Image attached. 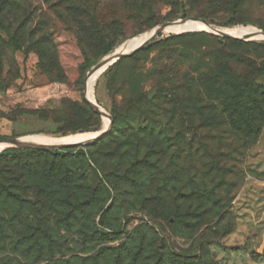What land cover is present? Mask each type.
<instances>
[{"label":"rangeland","instance_id":"obj_1","mask_svg":"<svg viewBox=\"0 0 264 264\" xmlns=\"http://www.w3.org/2000/svg\"><path fill=\"white\" fill-rule=\"evenodd\" d=\"M55 1L33 0L34 7L42 11L36 14L35 20L46 19V29L54 43L53 49L43 55V62L36 52L27 54L20 51L14 55L12 62L4 64L0 79V140L24 137V145H33L27 137L39 135L67 140L101 132L107 119L85 100L90 73L106 57L132 52L135 48H128L132 39L146 37L160 25L187 18L224 30L255 28L264 31V2H248L241 8L243 12L237 15L222 12L225 2L221 0L218 3L208 0H135L138 7L145 1V8H150L149 12L144 11L143 21H138L135 8L127 7L124 0H85L90 3L89 7L96 9V27L105 29L116 20L123 25L121 33L111 39L113 50L103 56L104 45L81 42L74 25L60 21L55 10L49 7ZM181 5L185 8L184 15ZM245 21L249 24L244 25ZM235 22L239 24L228 26ZM169 29L136 52L139 54L133 64L138 75L135 88L153 99L157 94L155 85L164 83L163 86L169 91H176L179 97L192 96L196 101L178 109L171 125L163 126L159 139L139 135L136 146L132 144L137 141L136 138L129 141L122 138L124 147L120 146L112 153L104 152L107 157H102L101 161L116 190L101 175H95V166L89 155L79 158L73 157V153L61 157L48 153L50 150L32 147H6L0 151L39 152H28L32 155H25L16 161L0 159V214L5 217L3 230L13 237L6 241L5 250H0V264H49L50 259L44 258L40 262L34 259L36 240L23 246L24 250L28 248L24 257L11 251L14 239L21 231L29 237L32 234L40 236L45 243L44 256L55 251L59 259H89L102 249L116 248L128 242L130 250L123 264H134L131 257L136 253L139 264H156L160 252H174L189 260L204 257L207 261L213 259L215 264H264V128L255 145L237 152L236 162L232 161V157L228 158L233 153L232 150L229 153L227 148L232 139L221 134L226 125L217 124V130L212 131L204 127L200 130L208 133V141L213 132L220 131L219 138L224 140L222 150L226 153L220 156V162L224 166L231 165L234 170L228 171L223 180L233 178L234 172L239 173V177L229 192L226 181L218 183L212 196L223 195L228 202L216 206L214 213L206 219L210 223L196 224L195 210L208 207L198 209L200 202L186 200L192 190L200 187L198 172L202 168L197 162L198 155L191 157L184 152L194 142V123L210 119L220 109L214 96L209 95L201 85L203 76L196 73L195 61L175 54L164 63L156 62L159 52L154 50L153 44L171 35H181L177 34L181 31ZM195 32L209 33L206 28L186 33ZM253 41L263 45L253 46L249 53L251 59L257 65H264V39ZM204 51L205 46L201 52ZM243 70L242 74L247 77V69ZM159 72H162L161 75L154 77ZM113 75L114 72L110 73L107 69L96 80L95 87L97 105L111 116L115 106L118 110L123 108L126 99L133 94V87L125 83L121 74H117L113 92H110ZM192 77L196 78L195 85L189 88L186 80ZM255 81L264 85V78ZM168 119L163 118L165 122ZM214 121L227 122V118L220 116ZM182 128L184 132L180 133ZM121 132L116 134L119 136ZM178 143L185 149L182 150ZM98 145L96 151L101 150L102 144ZM81 148L87 150L88 146H76L73 151ZM136 162L139 171L131 181H127L130 176H125V172ZM233 164L237 167L233 168ZM15 195L21 198L16 201ZM113 196L117 208L106 220L114 226L115 233L104 237L98 230L106 233L110 230L100 224V219ZM161 206H174L182 212L190 210L191 216L180 222V226L175 224L173 227L155 218L162 212ZM12 217L14 221L11 222ZM173 222L171 220L170 224ZM145 225L152 227L153 231L146 235L142 245L137 230ZM113 261L114 257H108L102 264H113ZM79 264L90 263L85 260ZM165 264L175 262L165 259Z\"/></svg>","mask_w":264,"mask_h":264},{"label":"trees","instance_id":"obj_2","mask_svg":"<svg viewBox=\"0 0 264 264\" xmlns=\"http://www.w3.org/2000/svg\"><path fill=\"white\" fill-rule=\"evenodd\" d=\"M48 1L50 0H47V2ZM208 1L218 3L220 0ZM221 1L225 2L223 4L225 8H222V12L237 15L243 12L241 8H244V4L248 2H264V0ZM124 2L127 7L135 8L138 13V21H143L145 15L144 11L147 10L149 12L150 10V8H145L147 5L145 1L142 2V5L139 7L136 5L137 2L135 0L134 2L124 0ZM88 4L90 3L85 2V0H56L51 3L49 7L55 10L61 22L74 25L77 30V36L81 42L91 41V43L93 42L95 45H104L103 56H105L113 50L110 44L111 39L117 37L119 33H121L123 25L116 20L112 24H108L105 29L96 27L94 25V23L97 22L96 9L89 7ZM34 6L33 0H0V79H2L5 62H12L17 52L24 51L27 54H29L30 51L36 52L40 56L42 63L43 55L54 47L53 40L49 37L50 34L46 29V19L43 17L41 20H35L37 17L36 14L39 12L42 13V11ZM180 9L184 15L185 8L181 5ZM236 24H239V22H235L234 24L229 23L228 26L232 27ZM243 24L248 25L249 22L245 21ZM83 35L85 36L83 37ZM38 37H40L39 40L35 39ZM173 42L182 43L174 44ZM202 43L205 45H202ZM177 45L179 46L178 48L176 47ZM255 45L263 44L255 41L219 37L206 32H195L171 35L165 40L156 42L152 46L154 50L156 49L159 52V57L156 62L164 63L169 57L175 56V54H179L184 59L188 58L195 61V65H197L194 67L196 73L198 76H203L201 85L209 95L211 94V96H214V99L217 100V106L220 109L216 114L211 116L210 119L194 123L196 132V135L193 137L194 142H191L186 147V152H184L191 157L198 155L199 158L197 162L202 168L200 173L198 172L200 187L192 190L191 195L187 196L188 199L186 200L189 201V199H193L200 202L201 204H199L200 206H198V209H202L205 206L208 207L201 211L195 210L194 212L197 218L196 224L199 223L200 226L211 222L206 219L209 215L214 213L216 206L228 202L225 196L217 195L213 197L212 194L214 189L218 187V183L225 179L228 171H234L231 169V165L224 166V164L220 162V156L226 154L222 150L224 147V140L219 138L220 131H216V133L213 132L212 138L208 141L206 139L208 133L205 134L200 130L204 127L212 131V129L217 130V124L226 125V127L221 129H225L221 134L224 133L229 135L230 139L233 140L228 142L227 148L229 153L230 150L233 151L228 158L230 159L232 157V161L236 162L237 159H235V157L238 156L240 152L245 151L257 143L264 128V85L256 83L255 81L259 78H264V65H257L256 61L251 59V55L249 54ZM203 46H205V51L201 52ZM142 51H144V49ZM138 54L139 53H135L133 56L123 58L109 68L110 73L114 72L109 84L110 92H113L112 88L115 86L114 81L118 76L117 74H121L125 83H130L131 88L133 87V94L128 100L126 99L125 106L119 110L115 106V110L112 113L114 124L111 131L103 138L89 145L87 150L81 148L73 151L76 147H71L48 152L61 157H68L73 153V157L79 158H85L89 155L92 160V165L95 166V175H101L105 181L107 180L111 183V186L115 190L116 186L110 180L109 173L105 171L104 164L101 161L102 157H107V154H104V152L107 151L108 153H112L117 151L120 146L121 148L124 147L125 142L122 138L128 139V141L130 138H136L137 141L132 143L136 146L139 143V135L159 139L163 134V126L171 125V122L178 115V109L196 101L193 100L192 96L185 98L179 97L176 91H169L163 86L164 83L155 85L157 94L153 99L149 98V94L139 93L135 88L138 75L133 69V64L134 61H137ZM244 68L248 71L247 77L245 74H242ZM161 73L162 72L155 74L154 77L158 78ZM186 81L188 87L192 88L195 85L196 78L192 77ZM220 116L227 118V122L214 121V119H219ZM164 117H168L169 119L165 122L163 120ZM118 131H122V134L119 136L116 134ZM183 132L184 128L180 130V133ZM20 144L24 145L23 143ZM98 144H102L100 146L101 150L99 148L96 151V148H98L97 146H99ZM178 145L182 150L185 149L181 143H178ZM91 149H95V151ZM238 151L239 153L237 154ZM28 152L39 153L36 150H24L23 152L19 150H8L0 152V159H13L16 161V159H20L25 155H32ZM232 167L236 168L237 164H233ZM137 171H139L138 162L133 164L132 167L125 172V176H130L127 181H131ZM238 177L239 173L234 172L233 178L230 180H223L226 181V184H229L227 192L230 191L231 186L236 184ZM116 192H118V190ZM15 196L17 197L16 201L21 198L19 195ZM115 202V196H113L110 205L100 219V224L107 230H110V232L107 233L98 230V233L104 237H110L115 233L114 226L106 220L108 215L116 210L117 207H115ZM161 208L163 207L161 206ZM161 211L162 212L155 218H160L173 227L175 224L180 226V222L182 223L186 217L191 216L190 210L182 212L174 206H166ZM4 219L5 217L0 214V250H5L7 246L6 241L13 239L11 234L3 230ZM10 220L11 222L14 221V217ZM171 220H174L173 224H170ZM189 226L190 224H188L187 227ZM140 229L137 230V234L142 238V240H140L142 245H144L146 235L148 233L151 234L153 230L152 227L147 225L141 226ZM36 237L38 239H36ZM34 240H36L34 243L37 242L35 244L37 250L34 259L37 262L42 261L44 258L50 259L49 264H79L80 261L85 260H89L90 264H102L108 257H114L113 264H123L128 258L127 252L130 250V245L126 242L123 243L122 246L116 248L102 249L89 259H80L76 257L59 259L55 251L44 256L45 252H43V246L45 243L42 242L40 236H34L32 234V236L29 237L26 233L21 231L20 234L15 237V242L11 246V251L24 257L28 248L24 250L23 246L26 245V242L28 244L29 241L33 242ZM107 250L108 252H105ZM165 259L171 262L173 261L175 264H215L213 259L207 261L204 257L197 260L193 258H191V260L187 258L182 259L180 255L174 252L166 254L160 252L156 264H165ZM131 262L139 264L138 253L131 257Z\"/></svg>","mask_w":264,"mask_h":264},{"label":"water","instance_id":"obj_3","mask_svg":"<svg viewBox=\"0 0 264 264\" xmlns=\"http://www.w3.org/2000/svg\"><path fill=\"white\" fill-rule=\"evenodd\" d=\"M189 19L184 18L180 19L177 21L169 22L163 25H160L156 28H154L149 35V38L146 39L141 45H139L137 48H135L132 52L130 53H122V54H113L111 56L106 57L94 70H100L104 67H106L105 71L109 69L111 66H113L115 63H117L119 60L133 56L137 51L142 49L148 42L151 40L155 39L156 37L160 36V34L164 33L168 27L174 26V25H182L185 22H187ZM196 21V20H194ZM202 22L205 26L206 29L209 33H212L214 35H217L219 37H224V38H233V39H239L243 41H253V40H259V39H251L248 37H237V36H232L224 31V28H218V27H213L208 25L204 21ZM195 30H187V31H182L177 34H182L186 32H191ZM257 35L264 36V31L263 30H258ZM92 70V72L94 71ZM91 72V73H92ZM86 102L91 106L92 109H94L99 115L103 117H107L109 119V124L107 127H105L101 132L95 134V136L92 139H89L85 142H76V143H68V144H57V145H48V144H37V145H22L20 144L23 140V137H18V138H12V139H4L0 140V145H5L7 148H13V147H32V148H40L43 150H61V149H66V148H71V147H76V146H89L93 144L95 141L103 138L106 136L112 129L113 126V116H111L109 113L101 109L97 104L92 103L91 101L87 100L85 97Z\"/></svg>","mask_w":264,"mask_h":264},{"label":"bare ground","instance_id":"obj_4","mask_svg":"<svg viewBox=\"0 0 264 264\" xmlns=\"http://www.w3.org/2000/svg\"><path fill=\"white\" fill-rule=\"evenodd\" d=\"M170 27H168L167 29H169ZM206 26L200 22V21H194V20H188L187 22H185L182 25H174L171 26V28L169 30L172 31H187V30H200V29H205ZM226 33L232 35V36H237V37H248L251 39H264V36H260L257 35V31L258 29L255 28H250V29H243V30H239V31H233V30H224ZM172 33V32H171ZM150 33L146 36V37H136L134 39H132L129 44H128V48L130 49H134L137 48L139 45H141L146 39L149 38ZM106 67L100 69V70H94L92 73H90V77L86 83V91H85V97L87 100L91 101L94 104L96 103L95 100V87H96V80L105 72ZM106 118V126L109 124V119L107 117ZM95 136L94 133L92 134H84L81 136H76L67 140H57L54 138H44L41 137L39 135L35 136L33 135V137H27V140H29L33 145H37V144H48V145H57V144H68V143H76V142H85L89 139H92ZM26 140V138L23 137L22 142H24ZM21 142V143H22ZM7 146L5 145H0V151L4 148H6Z\"/></svg>","mask_w":264,"mask_h":264}]
</instances>
